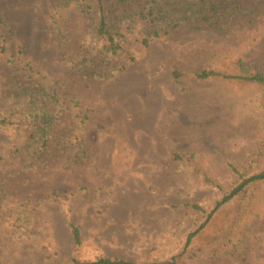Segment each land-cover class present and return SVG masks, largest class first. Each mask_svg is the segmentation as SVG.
Masks as SVG:
<instances>
[{
    "label": "rangeland",
    "instance_id": "rangeland-1",
    "mask_svg": "<svg viewBox=\"0 0 264 264\" xmlns=\"http://www.w3.org/2000/svg\"><path fill=\"white\" fill-rule=\"evenodd\" d=\"M241 67L264 0H0V264H264V182L215 210L264 169V89L197 78Z\"/></svg>",
    "mask_w": 264,
    "mask_h": 264
},
{
    "label": "trees",
    "instance_id": "trees-1",
    "mask_svg": "<svg viewBox=\"0 0 264 264\" xmlns=\"http://www.w3.org/2000/svg\"><path fill=\"white\" fill-rule=\"evenodd\" d=\"M101 10H103L101 6ZM97 35L100 39L105 41L106 47L105 51L107 55H117L119 51L122 50V45L117 41V34L114 33L111 26L109 25L106 17L103 15L100 21V26L97 32ZM176 77L180 76V73L175 72ZM197 78L200 80H210L212 78H222L225 80H235L241 83L249 84V85H257L264 89V71H251L247 70L244 67H241L239 74H228L227 72L216 70V69H203L198 75ZM9 119H3V124H13L7 123ZM46 144V143H45ZM180 158V157H179ZM177 157V159H179ZM264 182V169L262 172L255 174L247 179H244L237 187H235L230 193L224 196L223 200L219 202L216 206L215 210H218L222 206L232 202L234 199L240 197L245 191L249 188V186ZM193 208L200 210L198 206H194ZM204 228V225L201 227ZM201 228L198 231L192 232L189 234L187 239V245L191 244L193 239L198 235ZM70 231L72 235V239L75 245V248L78 249L83 245V236L80 228L76 225L70 226ZM177 258H173L171 262L167 264H177ZM72 264H139L136 262L126 261L122 259H109V258H99L95 261H80L78 258H74L72 260ZM156 264V263H155Z\"/></svg>",
    "mask_w": 264,
    "mask_h": 264
}]
</instances>
